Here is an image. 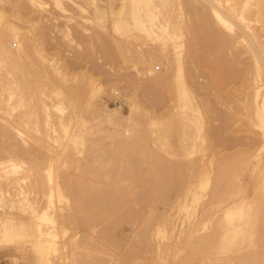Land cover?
<instances>
[{
  "label": "rangeland",
  "instance_id": "rangeland-1",
  "mask_svg": "<svg viewBox=\"0 0 264 264\" xmlns=\"http://www.w3.org/2000/svg\"><path fill=\"white\" fill-rule=\"evenodd\" d=\"M131 1L0 0V264H264L257 0H144L141 30ZM202 12L209 49L191 41ZM107 163L157 189L114 188ZM87 185L117 204L85 220L73 203Z\"/></svg>",
  "mask_w": 264,
  "mask_h": 264
},
{
  "label": "bare ground",
  "instance_id": "bare-ground-1",
  "mask_svg": "<svg viewBox=\"0 0 264 264\" xmlns=\"http://www.w3.org/2000/svg\"><path fill=\"white\" fill-rule=\"evenodd\" d=\"M161 2V1H160ZM162 4H164L163 3V1L161 2ZM160 3V4H161ZM256 6H257V8H258V16L259 17H261V19H262V22L264 23V0H257V2H256ZM147 7H148V4L144 1V0H132L131 1V18H132V20H133V22H134V24H135V26H136V28L137 29H142V23H143V21H142V19H141V16H140V13H141V9L142 8H146L147 9ZM194 7H196V6H194ZM189 8V7H188ZM190 9H191V7H190ZM190 9H189V11H190ZM201 9V8H200ZM205 10V9H204ZM211 10V9H210ZM217 10V9H216ZM146 12H148L149 10H145ZM195 11V10H194ZM193 11V12H194ZM198 11V10H197ZM219 11V10H218ZM164 12H165V10H164ZM192 12V11H191ZM166 13V12H165ZM190 13V12H189ZM247 13V12H246ZM196 14H198L197 12H196ZM206 13H204V12H202L201 13V17L203 18V17H206V15H205ZM221 14V13H220ZM199 15H200V12H199ZM215 17H216V19L218 20V21H223L224 19L219 15V14H215ZM253 17V16H252ZM1 18V17H0ZM196 18V17H195ZM198 18V17H197ZM202 18H200V16H199V19H202ZM204 20H203V22L202 21H200L199 20V22L196 20V25H195V30H194V36H193V38H192V40L191 41H194L195 43H197L198 44V46H199V49H203V48H208L209 49V47L211 46L210 45V43L208 42V37H209V35L211 34V31H209V24L206 22L207 20H206V18H203ZM213 19H215V18H213ZM213 19H212V17H211V19L210 20H212L213 21ZM206 20V21H205ZM192 21V20H191ZM190 21V22H191ZM258 22V21H257ZM259 23V22H258ZM216 24V23H215ZM220 24V23H219ZM261 24V23H260ZM193 25V24H192ZM218 25V24H217ZM189 30V29H188ZM193 33V32H192ZM17 34V33H16ZM15 36V33L14 32H10L9 33V37H14ZM16 39V38H15ZM193 44V43H192ZM210 45V46H209ZM192 46H194V45H192ZM28 47H27V45H21L20 44V49L16 52V53H11L9 50H4V55H5V57L7 58V59H13V58H21V56L22 55H24V53L26 52V49H27ZM197 49V48H196ZM198 49V50H199ZM200 51V50H199ZM207 51V50H206ZM209 51V50H208ZM192 52V51H191ZM197 52V51H196ZM260 52V51H259ZM258 52V54L260 55V53H262V52H260L259 53ZM201 54L203 55V52H201ZM210 54V53H209ZM256 54H257V52H256ZM198 55V54H197ZM232 55V54H231ZM258 57H260L261 59H262V57H261V55L260 56H258ZM259 58V59H260ZM264 60V59H263ZM256 61V60H255ZM261 62V61H260ZM201 64L202 65H205V67L207 66L208 68H210L211 67V65L212 66H214V60L211 58V57H204L202 60H201ZM46 67V66H45ZM45 69H47V67L45 68ZM257 69V68H256ZM46 74H47V77H49L48 75H50V74H48V72H46ZM251 77V76H250ZM49 79V78H48ZM51 79V78H50ZM21 84V83H20ZM70 94V93H69ZM79 94H80V92L79 91H77L76 92V94L75 95H72V97L74 98V99H77V96H79ZM248 94V93H247ZM246 95V94H245ZM240 96V95H239ZM261 96L262 95H260V91H255V93H254V99L256 100V102H257V100L259 99V98H261ZM246 98H247V96H246ZM252 98V97H251ZM263 98V97H262ZM242 99V98H241ZM251 100V99H250ZM250 100L248 101V103L250 102ZM234 104V103H233ZM262 104H264V100H262ZM204 105V104H203ZM250 105V104H249ZM261 105V104H260ZM260 105H258V103L256 104V107H259ZM248 111V110H247ZM249 112V111H248ZM250 114V113H249ZM227 115V114H226ZM141 132V131H140ZM117 141H115L114 143H115V146H117V144L118 143H120V142H117ZM125 142H127V141H125ZM121 144H122V140H121ZM130 143H128L127 145H129ZM140 144H141V142H140ZM139 144V145H140ZM133 146H135L134 144H132ZM142 145V144H141ZM124 146H126V145H124ZM38 147V146H37ZM119 147L121 148V146L119 145ZM117 148V150L119 151L120 150V148ZM127 147V146H126ZM125 147V149H127ZM139 147H141V146H139ZM144 147V146H143ZM143 147H141V148H143ZM115 148V147H114ZM39 149L40 148H34L33 150H21V149H16V148H14V149H12L11 150V154L9 155V158H10V160H19V161H23V160H25V159H28V160H33V161H36V159L41 155V153H44L43 151H39ZM109 149V148H108ZM145 149H146V146H145ZM46 150V149H45ZM48 150V149H47ZM107 150V149H106ZM106 150H104V152L106 153ZM110 150V149H109ZM116 150V149H115ZM122 150V149H121ZM123 150H124V148H123ZM143 150V149H142ZM67 151V150H66ZM103 151V150H102ZM125 151V150H124ZM135 151V150H134ZM141 151V150H140ZM100 152V151H99ZM111 151H109V153H110ZM142 152V151H141ZM140 152V153H141ZM45 153H46V151H45ZM115 153H117V152H115ZM114 153V155H116ZM133 153V152H132ZM144 153V152H143ZM99 154V153H98ZM124 154V156H125V153H123ZM148 154V153H147ZM107 155H108V153H107ZM122 155V154H121ZM120 155V156H121ZM140 155V154H139ZM146 155V154H145ZM46 156V155H45ZM49 156V155H48ZM117 156H119V154L117 155ZM122 156V158H124L125 160L127 159V157L125 156ZM148 156V155H147ZM44 157V156H43ZM89 157V156H88ZM105 157H107V156H105ZM114 157V156H113ZM146 157V156H145ZM101 158V157H100ZM109 158V157H108ZM111 158V157H110ZM117 158H119V157H117ZM121 158V157H120ZM134 158V157H133ZM146 158H148V157H146ZM98 159V158H97ZM93 160V159H92ZM125 160H124V163H125ZM149 160V159H148ZM32 161V162H33ZM139 162H140V160H138ZM146 161H147V159H146ZM43 162V161H42ZM111 162V161H110ZM113 162V161H112ZM120 162V161H119ZM122 162H123V160H122ZM121 162V163H122ZM134 162V161H133ZM149 162V161H148ZM28 163V162H27ZM41 163V162H40ZM130 163H131V161H130ZM153 164H154V162H153ZM107 165H108V167H103L104 168V171H106L107 173H109V178L108 179H106V180H108V182H110L109 184H112V185H114L113 187L114 188H116V187H118V186H120V187H124V189L126 188V186H130V187H135L137 184L138 185H143V186H147V185H149V183L148 182H146V181H142L141 183H139V181H136L135 180V172H136V169L134 168V166H132V165H130V167H128L127 165H125V166H127V167H124V166H122V168H121V170H118V168L116 167V165L114 164V163H112V164H108L107 163ZM129 165V164H128ZM134 165H135V163H134ZM149 165V164H148ZM150 165H151V163H150ZM229 165V164H228ZM231 165V164H230ZM105 166V165H104ZM118 166V165H117ZM120 166V165H119ZM151 166H153V165H151ZM150 166V167H151ZM99 165H98V167H97V169H99ZM162 167V166H161ZM125 168V169H124ZM128 168V169H127ZM147 168V167H146ZM153 168V167H152ZM160 168V167H159ZM226 168V167H225ZM1 169V168H0ZM91 169V168H90ZM89 169V170H90ZM94 169V168H93ZM145 169V168H144ZM143 169V170H144ZM168 169V168H167ZM170 169V168H169ZM219 169V168H218ZM87 170V169H86ZM88 170V173L89 172H91V171H89ZM221 170V169H220ZM219 170V171H220ZM153 171V170H152ZM219 171H217V172H219ZM36 172V171H35ZM97 172V171H96ZM169 172V171H168ZM31 173V172H30ZM137 174H139L138 173V171L136 172ZM170 173V172H169ZM133 174V175H132ZM104 175V174H103ZM140 175V174H139ZM102 176V175H101ZM147 176V175H146ZM99 177V176H98ZM170 178V177H169ZM221 178V177H220ZM83 179V178H82ZM89 179V178H88ZM221 179H223V178H221ZM131 180V181H130ZM135 180V181H134ZM149 180V179H148ZM172 181H173V179H172ZM91 182V181H90ZM217 182V181H216ZM127 183V184H126ZM107 184V183H106ZM218 184V183H217ZM88 186V185H87ZM83 186V189L81 190V192L80 193H83L81 196H79L78 197V199L76 200V202L75 203H73V204H75V207H74V209H75V211L76 212H78V213H82V214H85V216H86V219L85 220H88V219H90V217H92L93 215H94V213H96V212H103L105 209L107 210L108 208H109V206H111V205H114V204H117V200H118V198L120 197V194L116 191V190H113V189H109L110 191H102V192H100L99 194H97L96 195V192H95V190L92 188V187H90V186ZM116 186V187H115ZM149 186H151V185H149ZM218 186V185H217ZM217 186H215V187H217ZM129 187V189H127V191L128 190H130L131 188ZM138 187V186H137ZM137 187H135V188H137ZM152 187V186H151ZM97 188H99V189H102L101 187H100V185L97 187ZM107 188H109V187H107ZM123 189V188H122ZM155 189H157L156 188V186H153L152 187V192L153 191H155ZM214 189V188H213ZM135 190V189H134ZM90 191H94L95 193H93V194H91L90 193ZM118 191H119V189H118ZM131 191V190H130ZM138 192V191H137ZM74 194V193H73ZM150 194H152L151 192H150ZM133 195H134V193H133ZM124 196V195H123ZM132 196V195H131ZM135 197V196H134ZM138 197V196H137ZM122 198V197H121ZM124 198V197H123ZM133 198V197H132ZM136 198V197H135ZM140 198V197H139ZM169 198V197H168ZM127 200H128V198H126ZM123 200L122 202H124V203H127L128 201L127 200ZM142 199V198H141ZM138 201V200H137ZM156 201V200H155ZM163 201V200H162ZM161 201V202H162ZM72 202H74V201H72ZM121 202V204L123 205V203ZM164 202V201H163ZM133 203V202H132ZM158 204V203H157ZM156 204V205H157ZM133 205V204H132ZM159 205V204H158ZM157 205V206H158ZM120 207V206H119ZM133 207V206H132ZM155 207V206H154ZM118 209V208H117ZM119 209H121V207L119 208ZM134 209V208H133ZM110 210V209H109ZM124 211V210H123ZM128 211V210H127ZM135 212V211H134ZM108 213H109V211H108ZM112 213V212H111ZM135 213H137V212H135ZM114 214V213H113ZM112 214V215H113ZM135 215V214H134ZM105 216V215H104ZM128 216V215H127ZM102 217V216H101ZM107 217V216H106ZM129 217V216H128ZM104 218V217H103ZM124 218V217H123ZM129 218H131V217H129ZM114 222V221H113ZM88 224V223H87ZM90 226V225H89ZM125 227H126V225H125ZM129 227V226H128ZM127 227V228H128ZM130 229H131V227H130ZM262 234H263V237H264V227L262 228ZM208 233V232H207ZM201 235V234H200ZM201 238V239H200ZM199 239V246H200V248H204V247H206L207 245H211L212 243H214V240L216 239L215 238V233L214 232H210L209 234H207V235H202V237H200ZM234 240H235V238H234ZM237 240V239H236ZM257 243V242H256ZM192 244H193V242H192ZM192 244H191V248L193 247L192 246ZM195 245V244H194ZM240 250V249H239ZM258 250V249H257ZM132 251V250H131ZM201 251H203V250H201ZM192 252H193V248H192ZM199 254V253H198ZM256 255H258L260 258H264V249L263 250H261L260 252L258 251V253L256 254ZM243 258V257H242ZM252 258V257H251ZM255 258V257H254ZM202 259V258H201ZM200 259V260H201ZM250 259V258H249ZM199 260V261H200ZM199 261H197V263L199 264L200 262ZM202 261H203V259H202ZM202 261H201V263H202ZM263 261V260H262ZM262 261H260V262H262ZM250 262V261H249ZM251 262H253V260L251 261ZM200 263V264H201ZM255 263V262H254ZM254 263H250V264H254ZM235 264H246V261H245V259H239ZM257 264V263H256Z\"/></svg>",
  "mask_w": 264,
  "mask_h": 264
}]
</instances>
